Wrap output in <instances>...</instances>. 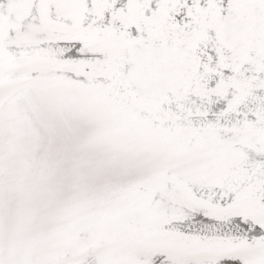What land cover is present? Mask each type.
<instances>
[{
	"label": "snow or ice",
	"instance_id": "obj_1",
	"mask_svg": "<svg viewBox=\"0 0 264 264\" xmlns=\"http://www.w3.org/2000/svg\"><path fill=\"white\" fill-rule=\"evenodd\" d=\"M0 264H264V0H0Z\"/></svg>",
	"mask_w": 264,
	"mask_h": 264
}]
</instances>
